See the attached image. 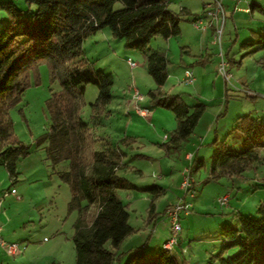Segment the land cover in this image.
Returning a JSON list of instances; mask_svg holds the SVG:
<instances>
[{
    "label": "rangeland",
    "instance_id": "374dc122",
    "mask_svg": "<svg viewBox=\"0 0 264 264\" xmlns=\"http://www.w3.org/2000/svg\"><path fill=\"white\" fill-rule=\"evenodd\" d=\"M6 1L0 0V5ZM11 1L25 14L36 10L35 5L29 6L25 0ZM176 1H194L191 2L196 9L194 13L201 12L200 16L206 10L202 0ZM213 1L208 0L207 3ZM222 3L225 19L223 24V21L212 24L214 33L208 39L210 52L205 63L208 65L207 73L202 65L196 64L193 56L184 52L185 43L195 30H199L194 26V20L192 23L187 16L183 15L185 19L182 20L184 35L174 37L171 50L163 37H156L151 42L153 49L165 50L170 60V76L162 88L163 92L182 94L191 107L200 103L207 106L193 133L176 146L165 145L170 139L166 136L175 130L177 120L170 109L154 106L149 92L156 88V84L143 62V53L126 47L124 40L115 39L109 28L84 41L88 61L96 69L111 73L114 78L113 99L107 107L109 113L108 116L102 115L104 125L93 124L91 127L94 148L107 147L111 142L119 145L127 153L124 158L127 167L120 169L119 175L134 186L133 189L117 191L129 205V223L136 229L123 242L122 251L145 246L151 252L153 247L157 248L155 245H163L166 240L161 241L158 237L154 245L147 243L155 229L154 221L149 222L152 194L148 190L154 185L166 188V194L155 201L157 214L165 213L168 205H175L185 197L182 180L187 168L192 169L196 180V197L191 199L187 196L186 199L193 202L194 210L188 216H181L183 249L186 248L184 252L188 256L186 264H208L223 246V226L239 227V213L258 216V206L264 201V162L255 164L242 175L208 181L213 157L224 141L237 150L245 147L244 137L237 127L238 118L246 115L264 118V52L247 54L248 51L242 48L253 30L264 29V0L253 9L254 16L249 12L245 17L239 14L234 18V6L238 9L242 4H231L229 8L225 6V0ZM115 8H122L119 0H116ZM7 20L8 13L0 6V27ZM219 27L222 28L221 44L215 40V31ZM190 45L195 51L196 44ZM221 49L224 56L229 49V56L225 59L232 75L230 83L220 72ZM130 61L137 65L131 68ZM186 68L198 71L195 85L184 82ZM28 81L29 86L21 101L10 110L14 139L31 146V153L17 162L19 175L14 184L0 159V214L6 220H2L4 232L0 239L3 237L7 243L20 244L23 252L14 256L0 248V264H76L73 224L78 214L68 211L71 188L61 178V173L69 170V160L54 166L47 157L45 145L38 147L35 144L37 138L50 129L52 115L48 101L62 87L58 80L52 81L46 61L38 63L36 69L30 71ZM133 86L145 97L139 106L150 110L147 117L140 116L134 107L128 109L126 106V101L132 99ZM98 94L96 85L86 86L80 109V115L86 121L91 120V104ZM125 137H133L135 141L124 143L121 140ZM190 152L194 155L192 160L186 159ZM199 161L203 162L200 167ZM225 195L230 196V202L221 206L218 199ZM96 211V206L90 208L89 221ZM177 249L179 244L174 251Z\"/></svg>",
    "mask_w": 264,
    "mask_h": 264
},
{
    "label": "trees",
    "instance_id": "16d2710c",
    "mask_svg": "<svg viewBox=\"0 0 264 264\" xmlns=\"http://www.w3.org/2000/svg\"><path fill=\"white\" fill-rule=\"evenodd\" d=\"M25 1L36 6L35 12L25 14L11 0L0 5L8 13L7 22L0 27V159L12 184L19 175L17 162L31 153V146L14 139L10 110L21 101L29 86L30 71L46 61L52 81L58 80L62 88L48 101L52 115L50 129L35 144L45 145L54 166L69 160V170L62 172L61 178L71 188L68 211L78 214L73 224L76 264H186L177 259L174 249L166 250L163 245L151 252L145 246L128 253L116 252L136 231L129 223V205L117 191L134 186L119 175V170L125 167L119 145L94 148L91 126L102 125V115L108 116L114 78L88 61L83 44L88 37L109 28L115 39L124 40L126 47L143 53L156 84L149 92L154 106L170 109L176 116L177 126L165 144L176 146L193 133L207 106L200 103L191 107L182 94L163 92L170 60L165 50L153 49L151 42L156 37L180 36L181 21L187 13H175L169 8V0H119L120 9L115 8L116 0ZM255 6L252 5V10ZM242 48L247 54L264 52V29L253 30ZM206 60L207 57H200L196 64L203 65ZM89 84L96 85L99 94L91 104V120L86 121L80 109ZM237 127L245 147L237 150L224 141L213 157L208 181L242 175L264 162V118L239 117ZM121 141L129 144L135 138L125 137ZM198 163L200 167L203 162ZM148 191L152 194L149 222H153L158 216L155 201L164 189L154 185ZM92 206L97 211L89 221ZM237 219L238 228L223 226V246L208 264H264V201L258 206V216L239 213Z\"/></svg>",
    "mask_w": 264,
    "mask_h": 264
},
{
    "label": "built area",
    "instance_id": "2783aa9c",
    "mask_svg": "<svg viewBox=\"0 0 264 264\" xmlns=\"http://www.w3.org/2000/svg\"><path fill=\"white\" fill-rule=\"evenodd\" d=\"M208 18V20H207ZM222 19V20H221ZM225 19V10L223 7L222 0H214L212 3H209L206 5V10L204 12L203 16L197 17L194 20V26L197 29L205 30L208 29L212 24L220 23V21H223L224 23ZM215 40L219 41L221 44V37H222V28H217L215 31ZM221 63H220V72L225 78V81L228 83L231 82L232 75L229 72V65L228 62L225 59V56L223 52L221 51ZM131 68L135 67L137 64L135 62H129ZM185 82L189 85H193L196 83L197 78L195 77L192 70L187 69L185 71ZM145 97L140 92V90L133 86V95L132 100L134 102V109L137 111V113L142 117H147L150 114V110L148 108L140 107L139 102L144 101ZM167 138V136H166ZM182 189L185 192L184 199L180 200L175 205L169 206L165 210V217L169 220L170 223V232L171 235L169 239H167L163 243V247L166 250L172 251L176 245L179 243V238L182 231L181 226V216L182 215H188L192 212L193 209V202L190 200H187V196H189L191 199H194L196 197V188L192 179V176L190 174V169H186L183 173V180H182ZM230 196L225 195L218 199V202L221 204V206L229 204ZM3 232V226L0 223V234ZM0 248L5 249L8 254L10 255H19L23 252V248L18 243H7L4 241V239H0Z\"/></svg>",
    "mask_w": 264,
    "mask_h": 264
},
{
    "label": "crops",
    "instance_id": "0c3cea01",
    "mask_svg": "<svg viewBox=\"0 0 264 264\" xmlns=\"http://www.w3.org/2000/svg\"><path fill=\"white\" fill-rule=\"evenodd\" d=\"M191 2H194V1H191ZM191 2H188V3H183V2H179V3H177V1L176 0H169V8L171 9V10H173L175 13H180L181 11H183V12H185V13H187V15H185V16H187L188 18H189V20H191L192 21V23H193V20H195L197 17H199L201 14V12L200 13H194V12H196V9H194V6H193V4H191ZM208 2V0H202V3L201 4H203V6L204 5H207V4H209V3H207ZM239 2L242 4V5H240L239 4ZM245 2V3H244ZM206 3V4H205ZM236 3H238L239 4V7H238V9H236V5L234 6V8H233V12H232V17L234 18L235 16H237V15H239V14H243L244 16L243 17H245V15L247 14V13H249V12H251L252 13V16H254L253 15V10H252V5H261V3H262V0H252L251 2H250V0H225V6H228L229 8L231 7V4H232V6L234 5V4H236ZM244 3V4H243ZM183 19H185V18H182V20ZM181 30H182V33H181V35L180 36H178V37H181V36H183L184 35V28H183V26H182V21H181ZM111 33V32H110ZM213 33H214V30H213V25L212 26H210L208 29H205V30H201V29H199L198 31L197 30H195V33L194 34H192L193 36H192V38L191 39H188L189 41H187L186 43H185V45L183 46V48H186L185 49V51L184 52H186L189 56H193L194 57V59L197 61L200 57H206V56H209V48H208V39L210 38V36H213ZM183 34V35H182ZM106 35H108V34H106ZM174 39V37H172V38H168V39H166V41H167V43H168V47H169V49L171 50V47H172V40ZM191 43H195L196 44V50L195 51H193V49H192V47H191ZM223 49V48H222ZM222 49H221V51H222ZM229 50V49H228ZM228 50H227V57L229 56V52H228ZM204 52H206V55H204ZM218 58H220V56H219V54H218V56H217ZM225 57H226V54H225ZM222 59V58H221ZM194 60V61H195ZM143 62H144V64L145 65H147L146 64V58H145V56L143 55ZM203 66V70H204V72L205 73H207L208 72V65L207 64H203L202 65ZM185 70H187V68L185 69ZM191 70V69H190ZM192 72L194 73V75H195V77H196V73L198 72L196 69L193 71L192 70ZM185 75V74H184ZM169 76H170V74H169ZM197 78V77H196ZM184 82H185V80H184ZM197 82V81H196ZM186 83V82H185ZM196 84V83H195ZM195 84H193V85H195ZM226 86H227V84H226ZM184 97V96H183ZM185 99V98H184ZM186 101V100H185ZM187 102V101H186ZM126 106H127V108L129 109V107H134V102H133V100L131 99V100H128V101H126ZM104 125V121H103V123H102V125H100V126H103ZM92 127V126H91ZM195 130V129H194ZM170 137V135H168L167 136V138L166 139H168ZM98 138V137H97ZM96 138V139H97ZM108 139V138H107ZM108 140H110V138L108 139ZM111 144H112V142H111ZM114 146V145H113ZM116 147H117V145H115ZM121 149V148H120ZM121 151L124 153V156H123V164H124V166L125 167H127V164L124 162V158H125V156L127 155V153L125 152V151H123L122 149H121ZM194 158V155H193V153H187L186 154V159H189V160H192ZM124 167V168H125ZM18 168V167H17ZM123 168V169H124ZM191 176H192V179H193V182H194V185L196 184V180H195V178H194V176H193V174H191ZM160 187H162L163 189H164V193H163V195L161 196V197H163L165 194H166V188L164 187V186H162V185H159ZM161 197H159V198H161ZM159 199H157L156 200V202L158 201ZM230 202V201H229ZM125 203V202H124ZM175 203V202H174ZM170 205H172V203L170 204ZM170 205H168L166 208H168ZM165 210V209H164ZM193 210H194V205H193ZM129 211V210H128ZM155 211H156V213L158 212L157 211V205L155 204ZM188 215H190V214H188ZM187 215V216H188ZM2 220L4 221V222H6V220H5V218H4V216L2 215V214H0V223H1V225L3 226V224H2ZM130 220V219H129ZM154 224H155V229H154V231H153V234L154 235H152L151 237H150V239H148L147 240V243L149 242V244L150 245H154L155 244V240H156V237H158L161 241L163 240V241H165V240H167V238L169 237V234H170V223H169V220L165 217V215H164V211H163V213L162 214H158V217L155 219V221H154ZM3 232H4V229H3ZM2 232V233H3ZM128 238V237H127ZM126 238V239H127ZM2 239H3V237H2ZM125 239V240H126ZM124 240V241H125ZM123 241V242H124ZM123 242H122V244H123ZM122 244L120 245V247H119V249L116 251L117 253H122V252H126V253H128L129 251H122L121 250V247H122ZM155 246H157V248H154L153 247V249L152 250H160L161 249V246L160 245H155ZM184 246H185V244L183 243V237H182V235H180V242H179V249H177L176 250V252L173 250V254L177 257V259L179 260V261H181L182 262V260H184L185 261V263L187 262V260H188V256H187V254L184 252V250H186V248L185 249H183L184 248ZM133 250V249H132ZM126 259V257H124L123 259H122V261H124Z\"/></svg>",
    "mask_w": 264,
    "mask_h": 264
}]
</instances>
